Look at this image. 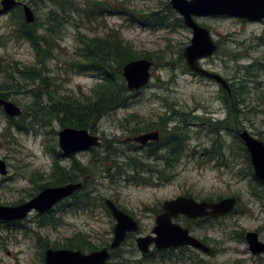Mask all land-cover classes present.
Listing matches in <instances>:
<instances>
[{
  "label": "rangeland",
  "instance_id": "rangeland-1",
  "mask_svg": "<svg viewBox=\"0 0 264 264\" xmlns=\"http://www.w3.org/2000/svg\"><path fill=\"white\" fill-rule=\"evenodd\" d=\"M19 1L31 7L35 20L30 24L40 27L43 33L41 25L51 2ZM103 1L118 11L106 12L90 21L84 14L70 13L68 21L54 35L58 46L53 50V58L40 64L45 66L42 73L48 75L51 90L71 100L84 99L85 95L93 94V87L100 81L96 73L79 72L75 63L71 65L80 60L76 51L81 34L103 37L118 31L140 56L150 57L154 62L151 80L142 89L133 91L127 108L102 115L92 130L102 136L101 146L59 161L66 167L79 164L83 173L76 174L78 179L90 175L83 193L56 204L45 215L31 211L19 223L0 221V264H45V242L50 247H63L78 234L86 236L99 249L109 245L115 220L105 204L106 198L138 220L142 234H149L163 201L178 195L198 200L227 196L238 199L233 211L215 219L176 218L191 233L206 239L213 253L185 247L145 256L135 240L138 231L123 243L110 264H264V253L253 254L245 239L246 232L254 230L264 240V182L255 176L251 161H246L244 154L248 151L237 134L238 130L247 129L264 141V20L196 17L211 30L219 45L215 54L202 58L200 64L231 84V99L216 79L188 67L183 52L193 33L184 22L181 25L171 15L165 27L153 29L135 21L140 14L162 8L170 0H75V4L84 8ZM19 9L2 11L0 7V87L22 109V114L11 120L0 107V159L8 165L7 175L0 176V204L26 200L40 190V185L53 180L52 148L60 152L57 145L60 123L46 115L32 118L30 110L35 99L53 103L44 91L47 86L22 77L18 71L36 63L30 42L12 34ZM176 16L182 17L178 12ZM241 86L247 92L238 95ZM225 101L238 105L239 116L225 107ZM10 122L12 126L8 125ZM216 122L225 125L218 134L212 132L216 127L212 123ZM154 126L163 135L166 130L180 128L187 145L179 160L171 162L174 165L165 159L149 157L147 149L136 150L126 143L131 130ZM112 148L122 149L123 153L114 157ZM114 164L121 167L120 171L116 173L113 167L107 172L106 168ZM249 165L253 175L246 169ZM84 196L90 201L85 208L81 207L84 205L80 199ZM93 198L96 200L92 203Z\"/></svg>",
  "mask_w": 264,
  "mask_h": 264
},
{
  "label": "water",
  "instance_id": "water-1",
  "mask_svg": "<svg viewBox=\"0 0 264 264\" xmlns=\"http://www.w3.org/2000/svg\"><path fill=\"white\" fill-rule=\"evenodd\" d=\"M171 6L182 16L183 22L193 33L191 43L184 48L183 55L190 70L200 75L216 79L228 92L231 91L229 83L219 73L201 66L200 60L215 54L218 49L211 30L197 20V16H229L243 18L248 21L264 20V0H170ZM20 6L25 22L32 23L35 14L31 7L19 0H0L2 11ZM154 62L147 57H140L127 62L123 67V76L130 91H137L149 84L152 77ZM0 107L10 117H18L22 109L8 98L0 96ZM238 135L244 142L253 165L255 176L264 182V141L247 129L238 130ZM58 146L64 154L90 150L101 145V138L86 128L65 126L57 132ZM159 133L151 131L130 138L133 141L146 143L156 140ZM0 173H6V164L0 159ZM83 182H69L63 185L46 186L30 199L16 204H0V220H16L26 217L30 211L44 213L77 190L83 188ZM238 200L234 196H227L218 201H198L191 196H177L165 200L164 211L157 216L153 235L137 238L139 248L143 252L150 249L155 243L158 247H178L189 244L209 252L210 247L193 236L188 227L173 221L178 215H187L191 218L221 215L233 211ZM116 224L114 238L110 249L122 244L127 232L137 231L139 224L136 219L117 207L111 200L106 199ZM249 249L253 254L264 253V240L260 239L257 231L250 230L245 234ZM45 264H106L111 257L108 248H101L89 252L70 248L47 247L44 252Z\"/></svg>",
  "mask_w": 264,
  "mask_h": 264
},
{
  "label": "trees",
  "instance_id": "trees-1",
  "mask_svg": "<svg viewBox=\"0 0 264 264\" xmlns=\"http://www.w3.org/2000/svg\"><path fill=\"white\" fill-rule=\"evenodd\" d=\"M48 1L51 2L52 7L49 8L45 22L41 25L43 33H40V27L37 28L33 24L25 22L20 7L18 10V18L13 21V36L15 38H25L29 41L36 56V63L34 65L24 66V68L18 70L19 73L22 77H29L30 81L38 80L42 86L46 85L47 88L44 91L47 92L50 99L54 100L53 103L44 104L40 99H35L30 105V110L33 112L32 118L37 119L40 116L46 115L49 119L60 123L62 127L71 126L74 128L94 130L102 115L130 102L133 97V91H130L127 87L126 80L123 76V67L127 62L142 56H140L135 47L126 41L118 31H111L103 37H89L81 34L78 37L80 43L76 51L80 60L71 63V65L75 63V67L79 72L91 71L96 73L100 77V81L93 87V94L91 96L85 95L84 99L71 100L70 98L60 97L55 91L51 90L48 75L46 76L42 73L45 66L40 65L41 62H48L53 58V50L55 46H58L54 35H57L63 23L68 21L70 13L76 12L84 14L90 21L92 18L103 15L106 12L113 14L118 10L113 9L105 1L94 2L91 6L84 5V8L77 7L75 0ZM176 13L177 11L172 8L170 2L166 1L164 7L157 8V10H152L148 13H142L135 21L150 28L157 29L165 27L168 24L169 17L173 15L183 25V18L176 16ZM130 18L134 20L132 15ZM147 58L150 59V57ZM153 67L155 66L153 65ZM244 86L238 88V95L247 92L245 89L246 86ZM8 95L9 92L0 87V96L7 98ZM235 108L236 110L233 113L239 116L238 105L235 104ZM10 119L13 120L12 117ZM11 124L10 122L8 125L12 126ZM17 126L19 127V125ZM212 126H216L212 129V132L216 134L223 131L225 127L224 122L212 123ZM163 139L172 151L171 157H168L166 160L168 162L170 161V163L177 162L187 145L180 130L164 131ZM246 149L244 148V150ZM52 150L53 156L56 157L59 152H56L54 147ZM244 156L246 157V161H251L249 152H246ZM173 163L171 164L174 165ZM111 167H114L116 173L121 169L117 164H114L107 167V172L111 171ZM80 169V167H75V173H79L81 171ZM246 169L249 174L253 175L250 165ZM55 173L57 175L54 176L55 178L53 180H50L51 184L60 183L57 181L58 177H65V179H70L71 181L74 180L72 174L69 172ZM64 181L66 180L62 182ZM80 193H83V191L75 194V197ZM255 195L259 196L257 193ZM80 199H83V204L81 205H84L81 207L85 208L89 206L90 201L87 197L84 196ZM80 199L79 203L81 202ZM95 200L93 198L92 203ZM44 246L45 248L50 247L48 246V242H45ZM62 246L83 251L99 249L93 241L80 234L73 236ZM52 248L58 247L54 245ZM107 264H110V262Z\"/></svg>",
  "mask_w": 264,
  "mask_h": 264
},
{
  "label": "flooded vegetation",
  "instance_id": "flooded-vegetation-1",
  "mask_svg": "<svg viewBox=\"0 0 264 264\" xmlns=\"http://www.w3.org/2000/svg\"><path fill=\"white\" fill-rule=\"evenodd\" d=\"M16 7H20V6H16ZM15 8V7H14ZM14 8H12V9H14ZM21 8V7H20ZM11 10V9H10ZM246 20V19H245ZM218 48H219V45H218ZM218 50V49H217ZM228 82V81H227ZM229 83V82H228ZM221 85V84H220ZM222 86V85H221ZM229 86H230V89H231V91L230 92H228L223 86V88L228 92V94H229V96H231V99H232V95H233V88H232V86H231V84L229 83ZM225 103H226V105L227 106H225V107H228L229 108V111H235L236 110V108H235V103H230L229 105H228V103L225 101ZM129 103H127V104H125V105H121V106H119V107H117V108H115V109H113L112 111H114V110H116V109H120V108H127L126 106L128 105ZM103 117V116H102ZM101 117V118H102ZM65 127V126H64ZM71 127V126H70ZM61 128H63V127H61ZM60 128V129H61ZM225 128V127H224ZM59 129V130H60ZM86 129H88V128H86ZM95 129H96V127H95ZM94 129V130H95ZM148 128H146V129H142V128H140V129H137V128H135V129H133V130H131L130 131V134H132V135H128L126 138H125V140L127 141L126 143L127 144H130L131 146H134L135 148L134 149H140V150H145L146 151V149H147V151H146V154H148L149 155V157H152V158H154V159H157V160H164L165 159V161L168 163V164H171L170 163V161L168 162L166 159L168 158V157H171V155H172V151L170 150V148L168 147V145H167V143H166V141L163 139V131H161V129L159 128V127H156V126H154V127H151V128H149L148 130H147ZM175 129H177V130H179L180 128H178V127H176ZM175 129H173V130H175ZM58 130V131H59ZM89 131H91L92 133H94V134H98V133H96L95 131H92L91 129H88ZM142 130H145V131H142ZM57 131V132H58ZM151 131H156V132H158L159 133V137H158V139H156V140H149V141H147L146 143H141V142H137V141H133V140H131L130 138H132V137H134V136H136V135H139V134H142V133H147V132H151ZM168 131V130H167ZM99 135V134H98ZM99 137L101 138V145L103 144V138H102V136L101 135H99ZM57 145H58V137H57ZM100 145V146H101ZM223 146H225V144L223 145ZM99 147V146H98ZM94 148H97V147H94ZM94 148H92V149H94ZM60 149V148H59ZM92 149H90V150H92ZM90 150H86V151H90ZM78 152H80V151H78ZM75 153H77V152H75ZM75 153H68V154H64L61 150H60V152H59V154L56 156V157H53V159H54V161H52V176H55V175H57V173H55V172H64V173H70V174H72V176H73V179L74 180H70V179H65V177H58L57 178V181L58 182H60V183H58V184H51L50 182L49 183H47V184H45L44 186H42V185H40L39 186V188H40V190L41 189H43L44 187H46V186H56V185H63V184H66V183H69V182H83L84 183V186H83V188H81L80 190H77V191H75L74 193H72L70 196H68V197H66V198H64V199H62L61 201H59L58 203H60V202H62V201H64V200H66V199H70V198H75V194H77L78 192H80V191H83V190H85L86 189V185H87V182H88V180L90 179V175H88V174H86V176L83 178V179H78V177L76 176V173H75V167H80L81 168V166L79 165V164H77V163H72L71 165H69V167H66V166H64V165H61L60 164V162L59 161H61V159H62V157H68V156H72V155H74ZM112 153H113V155H115L114 157H117V155H120L121 153H123V150L122 149H119L118 150V148H112ZM130 158V157H129ZM5 161V160H4ZM115 163L117 162V160H115L114 161ZM5 164H6V173L5 174H1L0 173V176H5V175H7V173H8V165H7V163H6V161H5ZM56 164H57V166H56ZM112 168L113 167H111V170H112ZM107 169V168H106ZM81 171L79 172V173H83V168H81L80 169ZM107 171V170H106ZM111 172V171H110ZM79 173H77V174H79ZM111 174V173H110ZM63 180H66V181H64V182H62ZM39 190V191H40ZM38 191V192H39ZM38 192H36L35 194H37ZM35 194H33L32 196H34ZM31 196V197H32ZM178 196H180V195H178ZM183 196H189V195H183ZM31 197H29L28 199H30ZM177 197V196H176ZM191 197H193V196H191ZM175 198V197H174ZM28 199H26V200H28ZM106 199H111V198H106ZM106 199H105V204H106ZM170 199H172V198H170ZM196 199V198H195ZM221 198H219L218 200H220ZM26 200H23V201H20V202H18V203H16V204H19V203H22V202H24V201H26ZM112 200V199H111ZM168 200V199H167ZM196 200H198V199H196ZM204 200H206V201H218V200H214V199H210V198H208V199H204ZM238 200V199H237ZM116 205H117V207L118 208H120L121 210H123V211H125L126 213H128L129 215H131L129 212H127L126 210H124V209H122L114 200H112ZM165 201V200H164ZM164 201H163V203H164ZM198 201H202V200H198ZM58 203H56V204H58ZM163 203H162V208H161V210H159L160 212H158V214L156 215V218H155V225L153 226V228H152V230H151V233H149V234H142V226H141V223H139V221L137 220V222H138V224H139V228H138V230L137 231H129V232H127V235H126V238H125V240L122 242V244L120 245V246H118V247H116V248H114V249H110V245H111V242L113 241V238H114V232H113V236H112V240H111V242L109 243V245H107V246H105V247H103V248H108L109 250H110V253H111V257H110V259H109V261H107V263L108 262H111V260L113 259V257H114V255L115 254H117V252H118V250L121 248V246L123 245V243L128 239V238H130V237H132L134 234H136L138 231H139V233H138V235L136 236V243H137V246H138V248H139V245H138V242H137V238L138 237H141V236H148V235H153L154 236V233H153V229H154V227L156 226V219H157V216L159 215V214H161L163 211H164V208H163ZM16 204H3V205H16ZM55 204V205H56ZM55 205H53L51 208H50V210H48V211H46V212H44V213H48L49 211H51V209L55 206ZM106 206H107V204H106ZM237 206V205H236ZM108 207V206H107ZM109 209V208H108ZM33 211V210H32ZM109 211L111 212V210L109 209ZM33 212H35V214H41V213H37L36 211H33ZM31 213V211L26 215V217L29 215ZM44 213H42V214H44ZM111 214H112V212H111ZM222 215V214H221ZM221 215H214V216H211V215H208V216H203V217H197V218H191V217H188L187 215H183V214H181V215H178L177 217H175L174 219H173V221H175V222H178V221H176V218H178L179 216H186L188 219H192V220H205V219H215V218H217V217H219V216H221ZM112 216H113V214H112ZM132 216V215H131ZM26 217H24V218H21V219H16V220H8V221H3V222H7V223H19L20 221H23L24 219H26ZM133 217V216H132ZM113 218H114V216H113ZM134 218V217H133ZM135 219V218H134ZM114 220H115V224H116V219L114 218ZM0 221H2V220H0ZM180 224H182V223H180ZM183 225V224H182ZM184 227H188V226H185V225H183ZM114 227H115V225H114ZM189 228V227H188ZM189 232H190V234L191 235H193V236H195V237H197L196 235H194L193 233H191V231H190V228H189ZM259 233V232H258ZM260 235V234H259ZM199 240H201L203 243H205L206 245H208L206 242V239H204V240H202L201 238H199V237H197ZM246 239V238H245ZM260 239H261V237H260ZM263 240V239H262ZM209 246V245H208ZM185 247H192V248H194V249H198V250H201V251H203L202 249H200V248H197V247H194V246H192V245H189V244H185V245H181V246H178V247H158V246H156V244L155 243H152L151 245H150V249L147 251V252H143L140 248V251L145 255V256H149V255H151V254H153L154 252H157V253H159V252H163V253H166V252H174L175 250H178L179 248L180 249H183V248H185ZM210 247V246H209ZM47 248V247H46ZM46 248H44L43 249V251L45 252V249ZM58 248H60V247H58ZM62 248H66V247H62ZM70 249H73V248H70ZM95 250H97V249H95ZM81 251H83V250H81ZM93 251V250H92ZM44 252H43V257H44V262H45V256H44ZM84 252H89V251H84ZM204 253H213V251H212V248L210 247V250H209V252H205V251H203ZM106 263V264H107ZM117 264V263H116ZM120 264H125V263H120Z\"/></svg>",
  "mask_w": 264,
  "mask_h": 264
},
{
  "label": "bare ground",
  "instance_id": "bare-ground-1",
  "mask_svg": "<svg viewBox=\"0 0 264 264\" xmlns=\"http://www.w3.org/2000/svg\"><path fill=\"white\" fill-rule=\"evenodd\" d=\"M8 117H10V116H8ZM19 117V116H18ZM12 118H14V117H12Z\"/></svg>",
  "mask_w": 264,
  "mask_h": 264
}]
</instances>
